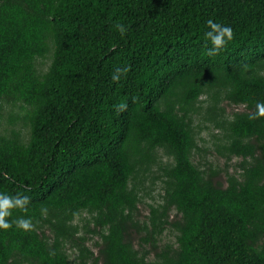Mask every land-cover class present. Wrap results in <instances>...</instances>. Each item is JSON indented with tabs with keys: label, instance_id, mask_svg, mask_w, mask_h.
Segmentation results:
<instances>
[{
	"label": "trees",
	"instance_id": "trees-1",
	"mask_svg": "<svg viewBox=\"0 0 264 264\" xmlns=\"http://www.w3.org/2000/svg\"><path fill=\"white\" fill-rule=\"evenodd\" d=\"M209 19L234 33L213 56ZM258 102L264 0H0V193L33 224L0 264H264Z\"/></svg>",
	"mask_w": 264,
	"mask_h": 264
},
{
	"label": "clouds",
	"instance_id": "clouds-1",
	"mask_svg": "<svg viewBox=\"0 0 264 264\" xmlns=\"http://www.w3.org/2000/svg\"><path fill=\"white\" fill-rule=\"evenodd\" d=\"M207 28L209 30L205 32L204 38L211 44L207 53L209 56L216 55L234 38L233 29L230 26L214 22L212 19L207 20ZM116 29L121 36L127 31L126 27L122 24H117ZM127 72L128 68L116 69L111 77L112 81L119 82L121 74H126ZM121 107L123 108V106ZM257 118H264V102H258L256 104L255 116L250 117V119ZM5 178L7 177L5 176ZM29 204L30 200L28 196H11L5 193H0V231H8L13 226L26 232L30 231L33 227L30 218L9 219L12 217L14 210L26 212Z\"/></svg>",
	"mask_w": 264,
	"mask_h": 264
},
{
	"label": "rangeland",
	"instance_id": "rangeland-1",
	"mask_svg": "<svg viewBox=\"0 0 264 264\" xmlns=\"http://www.w3.org/2000/svg\"><path fill=\"white\" fill-rule=\"evenodd\" d=\"M235 110V109H234ZM241 110V108L239 109ZM231 108L228 109V112L231 113ZM217 131H213L212 129H204L203 132L200 133V139H202L204 142L201 143V146H204L207 149V153L205 155H203V157H195V163H199L201 162L204 166L203 168H205V164L207 163L208 165H212L215 169H220L221 171H224V169L226 168V162L224 159L218 157L216 155V152L214 151V146H213V138L212 136L214 134H216ZM240 162V159H234L232 160L228 166H229V172L233 173L234 172V166ZM217 181L224 184L225 185V174L221 173V175L217 178ZM158 193H154L152 194L153 199H146L145 203L146 204H154L155 200L158 201ZM140 212H141V220H143L145 218V216L148 214L146 206L142 205L140 206ZM97 240V239H96ZM173 242L174 238L171 235H168L167 233L164 235L163 237V244H165L166 242ZM93 245V241L90 243Z\"/></svg>",
	"mask_w": 264,
	"mask_h": 264
}]
</instances>
